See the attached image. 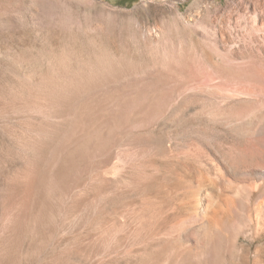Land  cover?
I'll return each mask as SVG.
<instances>
[{
	"label": "rangeland",
	"instance_id": "374dc122",
	"mask_svg": "<svg viewBox=\"0 0 264 264\" xmlns=\"http://www.w3.org/2000/svg\"><path fill=\"white\" fill-rule=\"evenodd\" d=\"M262 63L264 0H0V264H148L139 256L163 242L136 247L127 261L97 255L98 229L85 230L83 221L47 243L44 201L56 192L62 210L67 192L72 209L83 200L86 144L103 141V114L117 107L138 106L126 123L109 117L117 128L111 146L138 152H124L139 156L130 176L190 169L187 152L246 163L248 135L229 122L264 120V109H247L264 108ZM228 178L235 183L226 195L240 182ZM152 183L149 195L167 207ZM219 186L202 191L211 199ZM248 196L233 218L234 245L202 233L195 250L214 258L193 264H264V188ZM119 205L106 204L104 221L118 217Z\"/></svg>",
	"mask_w": 264,
	"mask_h": 264
},
{
	"label": "bare ground",
	"instance_id": "6f19581e",
	"mask_svg": "<svg viewBox=\"0 0 264 264\" xmlns=\"http://www.w3.org/2000/svg\"><path fill=\"white\" fill-rule=\"evenodd\" d=\"M262 65L264 72V64L262 63ZM175 95L177 94L171 93L169 98L172 99ZM137 107L107 109L103 114L100 127L103 141L98 146L93 145V142L86 144L88 145L87 154L86 159L84 158L85 161H83L85 167L82 168V174L84 178L87 177V181L83 185L82 192H80V195L81 193L83 195V200L81 199L82 201L78 204L75 203L77 205L75 209L78 210V213L72 209L74 199L72 201L69 192L66 193L68 195L64 198L65 201L62 200L65 202H63L65 205L61 203L62 206H65L62 210L59 202L61 199L55 197L56 192L52 194L50 192L49 196L53 195V200L51 198V201L48 197L49 200L44 201L46 203L42 211L44 214L40 218L41 227L37 225L38 223L36 225L48 234L49 238L45 236L48 243L50 238L53 240L64 238L65 233L70 234L71 230L77 228L76 226H79L77 229H80V223L83 221L85 230L94 231L98 229L93 238V243L98 250L96 251L97 255L99 252L102 255H113V257L122 260L132 255L135 256L136 247H147L151 241H160L163 242V245L150 254L145 251L139 256L142 258V262L146 259L148 264H193L198 259L213 260L214 254L212 252H206L200 256V252L195 250V243L198 244L200 235L206 233L207 239L211 237V234L219 235L228 242L227 247L233 246L234 241L230 240L229 237L238 230L236 224L232 223L235 222L233 220L234 215L240 213L238 206L241 203L246 206L244 193L247 191L248 197H250L255 191L264 188V120L258 124L253 122L254 125L244 122L238 124L229 122L237 133L244 134V136L248 135L244 151L250 153V156L248 155L249 158L247 157L246 163H241L242 165H231L229 161L216 157L212 158L206 154L196 156L193 152L191 154L193 156H190V153L187 152L182 157V162L191 164L192 168L190 169H183L180 172L154 170L150 173L139 172L135 173V176H130L129 174L133 173L136 167L134 158L138 157L137 159H139V156L127 157L125 151L133 152V149H126L127 146L121 145L122 151L115 149L113 145L111 146L109 137L116 133L117 128L109 117L119 118L120 124L126 123L128 117L130 118L131 114L133 115L138 110ZM261 107L253 105L247 109L251 115L262 111L264 108ZM261 113L263 112H260V115ZM92 134L89 131L86 139H90ZM133 153L134 156L138 155V152ZM95 159L98 161L95 162ZM178 159L180 158L178 157ZM227 166L228 170L224 173ZM229 176L236 182H240L234 188L236 191L226 195L223 190L225 186L235 183L228 178ZM188 179L192 181H188ZM153 181L158 184V189L155 190H158L161 195L165 194L167 207H162L161 204L157 203V198L161 195L158 196V193L155 195L153 192L156 201L151 198L152 193L149 195L147 185L149 186ZM216 181L220 183V186L213 197L209 199L207 194L204 195L206 191H202L203 187L205 184L214 185ZM53 183L56 184L55 181ZM59 187L55 189H59ZM62 189L64 190V186ZM137 196L140 198V203L136 206L131 202ZM203 196L205 199H209L208 203L204 202ZM109 202H116L117 206L120 204L122 208V211L119 212L117 208L115 214L118 217L111 222L104 221L102 216L104 207ZM71 209L77 214H72ZM39 217L41 216L39 215ZM186 244L189 246L184 247ZM206 245L208 246L207 240Z\"/></svg>",
	"mask_w": 264,
	"mask_h": 264
}]
</instances>
